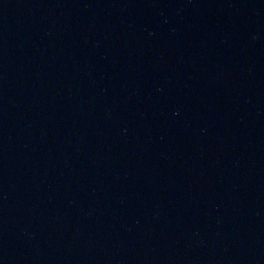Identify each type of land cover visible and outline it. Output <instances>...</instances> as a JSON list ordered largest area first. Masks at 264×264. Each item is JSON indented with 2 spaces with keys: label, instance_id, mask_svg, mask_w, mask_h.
<instances>
[{
  "label": "water",
  "instance_id": "obj_1",
  "mask_svg": "<svg viewBox=\"0 0 264 264\" xmlns=\"http://www.w3.org/2000/svg\"><path fill=\"white\" fill-rule=\"evenodd\" d=\"M0 264H264V0H0Z\"/></svg>",
  "mask_w": 264,
  "mask_h": 264
}]
</instances>
